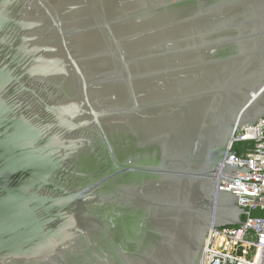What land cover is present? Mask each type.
<instances>
[{
  "label": "water",
  "instance_id": "obj_1",
  "mask_svg": "<svg viewBox=\"0 0 264 264\" xmlns=\"http://www.w3.org/2000/svg\"><path fill=\"white\" fill-rule=\"evenodd\" d=\"M263 118L264 0H0V264H201Z\"/></svg>",
  "mask_w": 264,
  "mask_h": 264
},
{
  "label": "built area",
  "instance_id": "obj_2",
  "mask_svg": "<svg viewBox=\"0 0 264 264\" xmlns=\"http://www.w3.org/2000/svg\"><path fill=\"white\" fill-rule=\"evenodd\" d=\"M241 131L230 138L228 148L253 141V152L229 157L227 164L264 170V118ZM219 181V189L237 193V204L247 208L242 227L209 229L201 264H264V216L252 214L264 211V172L232 173L230 182Z\"/></svg>",
  "mask_w": 264,
  "mask_h": 264
},
{
  "label": "trees",
  "instance_id": "obj_3",
  "mask_svg": "<svg viewBox=\"0 0 264 264\" xmlns=\"http://www.w3.org/2000/svg\"><path fill=\"white\" fill-rule=\"evenodd\" d=\"M253 142L245 141V142H239L234 144L233 150L236 152L237 155L243 154L248 148H251ZM253 215L255 216H264V211H253Z\"/></svg>",
  "mask_w": 264,
  "mask_h": 264
}]
</instances>
